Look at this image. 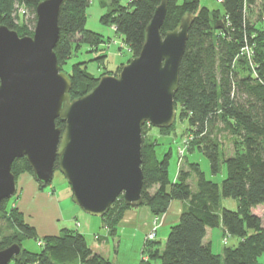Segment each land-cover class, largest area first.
Here are the masks:
<instances>
[{
    "label": "trees",
    "instance_id": "trees-1",
    "mask_svg": "<svg viewBox=\"0 0 264 264\" xmlns=\"http://www.w3.org/2000/svg\"><path fill=\"white\" fill-rule=\"evenodd\" d=\"M40 1L0 0V25L16 30L19 36L32 35L35 8ZM257 1L221 0L224 14L220 16L201 6L199 0H167L162 33L174 29L183 15L193 14L174 95L176 116L187 120L186 132L192 137L187 151L198 148L209 159L212 174L219 173L224 166L225 177L217 183L206 178L199 164L192 162L180 166L176 180L171 181L170 151L159 156L157 141L143 138L141 203L126 205L120 195L101 217L104 226L114 235L124 212L134 207L147 206L152 216L159 217L173 199L184 201L185 206L178 221L170 226L162 247H158L157 241L144 243L142 255L146 259L139 264H152L155 260L160 264H260L257 258L264 253V225L261 215L253 210L264 205V26L251 24L247 17ZM159 3L160 0H128L127 5H121L120 0H111L112 9L101 16V21L115 26L134 56ZM89 4L90 0L61 2L59 34L53 48L59 66L81 43L94 47L102 42L98 33L85 26ZM19 20L23 22L20 24ZM245 43L252 50L250 59L240 53ZM70 73L66 74L72 83L71 99L91 90L100 77L88 72L84 61L73 63ZM55 122L63 130L64 123L59 119ZM218 124L230 133V154L224 155L212 137ZM54 170H58L56 160ZM11 171L15 178L23 172L32 174L25 158L15 159ZM192 174L196 177L194 190L188 181ZM221 198L234 199L236 209L221 207ZM3 205L4 200L0 207ZM6 220L15 228V234L2 238L0 249L14 242L20 245L21 237L43 242L38 252L22 249L21 255L13 259L14 264H111L94 253L85 236L74 228L40 237L15 208ZM220 226L238 238L236 245L224 246L222 258L205 240L207 229Z\"/></svg>",
    "mask_w": 264,
    "mask_h": 264
},
{
    "label": "water",
    "instance_id": "water-1",
    "mask_svg": "<svg viewBox=\"0 0 264 264\" xmlns=\"http://www.w3.org/2000/svg\"><path fill=\"white\" fill-rule=\"evenodd\" d=\"M61 2H38L32 35L0 25V203L17 194L15 159L25 158L43 186L51 183L56 160L72 202L101 218L120 195L126 205L141 203L142 126L168 128L175 120L193 14L162 33L167 0H160L138 54L117 75L100 76L91 90L71 99V80L53 50ZM21 253L18 243L9 244L0 249V264Z\"/></svg>",
    "mask_w": 264,
    "mask_h": 264
},
{
    "label": "rangeland",
    "instance_id": "rangeland-1",
    "mask_svg": "<svg viewBox=\"0 0 264 264\" xmlns=\"http://www.w3.org/2000/svg\"><path fill=\"white\" fill-rule=\"evenodd\" d=\"M199 3L201 6H206L211 11H217L220 16L224 14L223 5L219 0H199ZM120 4L127 5L128 0H120ZM255 5L256 6L252 7L250 11H248V21L251 24H256L257 27L264 26V0L257 1ZM111 9V0H90V4L87 8V21L85 26L87 29L98 33L102 42L94 47L89 46V44L81 43L78 50L67 60L66 63H60V69L63 72L70 75L71 65L79 61H84L86 70L95 76H102L104 74L117 75L121 70L122 65L127 63L128 60L133 57L128 46L124 42L122 35L116 32L115 26L113 24H110V22L105 23L101 21V16ZM22 22L23 20L18 21V23L20 24ZM187 129V120L180 119L179 115L177 114L174 125L168 129L159 130V128L157 127L145 124L143 126V138H154L157 141L158 146L156 148V151L159 156H161L166 151H170L168 171L171 179L173 171L172 169H174L177 165V161L179 164V168L180 166L186 167L188 162H196L199 164L206 178L220 183L225 177L224 166H221L219 173L212 174L209 159L205 154H203V152H201L198 148H194L192 151H187L188 146L192 143V137L186 132ZM212 137L218 141L224 155L232 153L233 145L230 133L227 131L224 125L218 124L212 134ZM188 138V143H185V140ZM178 146H180L181 148H178ZM180 150H182L181 153ZM17 164H19V162H17ZM23 174H28L32 178V180L37 184V188L39 191L46 192L48 193V195L54 192L55 196L60 200L64 209H66V205H72V207L76 209V214H69L70 212L68 211L67 216L69 217V219L65 221V225L61 226H65L66 228H74L80 233L85 232V238L89 244H92V242L95 240V238L97 237L96 234L104 233V227L102 225L100 217L87 214L79 206L75 205L72 202L70 186L68 185L66 179L60 173V171H54L51 183L42 187L39 186V184L33 179L32 174L29 172L18 174V176L16 177L17 182L19 180V177ZM195 182V175L192 174L189 177V184L192 188L195 187ZM18 197L19 190L17 183L16 196L5 199L3 208L0 207V240L4 237L10 238L15 234V228L6 220V216L10 214L12 209L14 208L18 210V208L15 206ZM220 206L235 210L236 201L232 198H221ZM253 212L257 215H261L263 222L262 224L264 225L263 207L257 206L254 208ZM87 219H93L94 221L98 222H96V224H93V222H90ZM77 223L79 224L78 226H76ZM60 224L61 223L59 222V225ZM155 225L157 228L158 217H156ZM169 229L170 226L168 228L166 226V229L161 231V236L163 239L160 240V242H162V244L166 240ZM222 229L223 228L220 227L209 228V242L211 244L212 251L219 254L221 258L224 246H234L238 241V238L229 235L225 230ZM144 241L148 242L145 240V238ZM155 241L156 230L153 238L150 239L149 242L153 243ZM38 242L40 243L41 240H37L34 237H21L20 246L23 250L29 252H38L40 250V246L43 243L41 242V244H39ZM125 257L128 256H122L123 262H126ZM142 259H144V256ZM257 261L260 264H264V253H262L257 258ZM8 264H14V261L11 260ZM157 264L160 263L157 262Z\"/></svg>",
    "mask_w": 264,
    "mask_h": 264
},
{
    "label": "crops",
    "instance_id": "crops-1",
    "mask_svg": "<svg viewBox=\"0 0 264 264\" xmlns=\"http://www.w3.org/2000/svg\"><path fill=\"white\" fill-rule=\"evenodd\" d=\"M178 148L181 147L178 146ZM187 164H189V162ZM172 170V179L170 176L169 178L171 181H174L176 180L179 171L178 161L177 165ZM22 180H25L27 183L26 186L21 184ZM17 183L19 197L15 206L23 215L25 221L35 228L38 236L44 237L46 235H58L61 229L66 228L61 225H65V221L69 219L67 216L68 211L70 212L69 214L77 213L72 205H66L67 207L64 209L54 192L48 195L46 192L39 191L37 184L28 174L21 175ZM195 188L196 182L195 187H191V189L194 190ZM184 206V201L173 199L170 201L167 210L158 217V226L156 228V241L158 242V247L164 245V243L162 244V242H160V240L163 239L161 231L166 229V226L168 228L178 221ZM262 207L264 209V205ZM151 219L152 215L147 206L128 209L124 212L122 218L117 223L114 235L109 234L108 229L104 226L101 219L104 233L96 234L98 237L95 238L92 244H89L88 242L87 244L94 253L108 259L111 264H139L140 260L143 258L142 250L145 242L144 238L146 232L150 229ZM87 220L93 222V224L98 222L93 219ZM59 222L61 223L60 225ZM220 228L222 227L220 226ZM209 232V229H207L205 236L207 242L209 241ZM81 233L85 236V232ZM122 256H128L125 257L126 262H123ZM144 259H146V257H144ZM157 262L160 263L159 260H155L152 264H157Z\"/></svg>",
    "mask_w": 264,
    "mask_h": 264
},
{
    "label": "built area",
    "instance_id": "built-area-1",
    "mask_svg": "<svg viewBox=\"0 0 264 264\" xmlns=\"http://www.w3.org/2000/svg\"><path fill=\"white\" fill-rule=\"evenodd\" d=\"M219 1H221V0H219ZM21 9H22V8H21ZM21 9H20V10H21ZM240 50H241V51H240L241 54H245V55L247 56V58L250 59L251 54H252V50H251L250 46H248V45L245 43V44L241 47ZM189 138H191V137H189ZM189 138L185 140V143H188ZM183 148H184V147H183ZM181 152H182V150H180V153H181ZM155 221H156V217H152V219H151V224H150V229H149V230L146 232V234H145V240H146V241H150V239H152L153 236H154V234H155V230H156ZM78 225H79V224L77 223L76 226H78ZM96 238H97V237H96ZM224 242H226V241H224ZM38 243H39V242H38ZM39 244H41V242H40Z\"/></svg>",
    "mask_w": 264,
    "mask_h": 264
},
{
    "label": "bare ground",
    "instance_id": "bare-ground-1",
    "mask_svg": "<svg viewBox=\"0 0 264 264\" xmlns=\"http://www.w3.org/2000/svg\"><path fill=\"white\" fill-rule=\"evenodd\" d=\"M21 184L24 185V186L27 185V183L25 182V180H22V181H21Z\"/></svg>",
    "mask_w": 264,
    "mask_h": 264
}]
</instances>
